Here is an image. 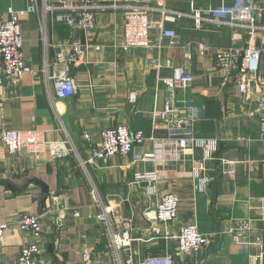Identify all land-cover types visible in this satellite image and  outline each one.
Returning a JSON list of instances; mask_svg holds the SVG:
<instances>
[{"label": "crops", "instance_id": "obj_1", "mask_svg": "<svg viewBox=\"0 0 264 264\" xmlns=\"http://www.w3.org/2000/svg\"><path fill=\"white\" fill-rule=\"evenodd\" d=\"M62 1L37 0V14L21 20L22 54L31 70L9 84L2 118L8 127L34 130L46 142L37 153L21 145L13 157L0 142V222H9L12 228L1 239L0 264H12L21 247L32 242L41 243L45 264H130L129 257L135 263L146 255L175 254L172 235L180 224L191 222L209 236V243L192 259L178 255L177 263L264 264V252L246 243L264 237V138L253 105L238 92L236 76H224L216 61V53L230 43V27L204 22L196 29L191 17L167 18L164 25L176 31L178 40L159 45L155 42L161 21L155 12L152 46L125 47L122 9L113 6L118 0H106L95 14L94 28L79 34L82 42L91 45L70 67L75 93L57 98L54 81L47 77L53 72L54 54L69 49L72 30L57 19L62 9L45 10L44 2L58 6ZM147 1L206 17L216 4L233 2ZM255 1L261 8L257 24L262 28L254 43L264 47V0ZM27 2L0 0V20L8 18V8L20 9ZM40 23L46 28V43L40 37ZM202 40L209 48L200 53L196 45ZM180 67L192 75L193 83L187 89H169L164 80ZM259 72L264 79V52ZM131 92L137 93L135 102L128 100ZM167 106L174 108L173 115L164 114ZM173 118L183 120L180 128ZM120 123L130 130L142 129L146 138L127 157L88 161L90 148L100 142V131ZM181 130L205 140L206 146H188L179 159L160 164L134 158L154 151L150 136L162 141L181 135ZM66 138L73 141L77 153L51 159L48 142ZM222 159L235 162L231 176L221 173ZM153 170L154 181L135 179V174ZM203 178L207 181L201 187ZM168 191L177 192L180 203L177 219L164 225L154 219L155 205ZM95 195L110 208L114 230L129 229L133 238L129 248L112 249L97 218L101 207ZM21 213L42 216L40 238L15 229ZM239 220L250 226L242 244L234 243L229 233ZM85 254H89L86 261Z\"/></svg>", "mask_w": 264, "mask_h": 264}, {"label": "built area", "instance_id": "obj_2", "mask_svg": "<svg viewBox=\"0 0 264 264\" xmlns=\"http://www.w3.org/2000/svg\"><path fill=\"white\" fill-rule=\"evenodd\" d=\"M106 0H64L58 6H51L44 2L45 10L62 9V14L57 19L65 21L72 30V41L67 51L59 49L53 57V72L47 78L54 81L56 97L64 98L75 93L76 86L69 75L70 67L77 64L83 56L85 50L91 45L80 40V32L94 28L95 14L101 11L106 5ZM117 5L122 9L123 24L122 38L123 46L147 47L153 44L150 38L152 28V13H159L161 25L159 27L156 44L166 41L169 45H174L178 40L175 30L166 27L164 22L167 18H179L181 16L191 17L196 29H201L204 22H211L230 27V43L220 48L216 53V61L220 71L224 76L235 75V84L239 94L246 102L253 105V110L258 116L259 135L264 138V79L259 72V63L264 47L256 45L254 38L259 26L258 18L261 15V8L255 0H233L231 4L219 3L208 9L210 17H206L198 11L192 13H182L166 8L163 4L151 5L147 0H118ZM37 0H28L25 7L20 9H7L8 18L0 20V142L7 150L9 156H15L19 147L24 145L31 152H40L45 140L39 138L34 130L19 132L7 126L2 118L3 105L9 98L8 88L12 81L20 79L24 74L30 72L29 63L22 54L21 20L28 14H37ZM40 37L44 43L47 40L44 23H40ZM247 37L245 40V36ZM246 42L243 45V42ZM158 45V46H159ZM95 49L99 45L93 46ZM196 48L203 53L209 47L205 41L197 43ZM45 66H48L46 62ZM46 69V68H45ZM169 89H187L193 83V77L185 72L181 67L175 70L172 78L164 80ZM137 93L131 92L128 95L129 102H135ZM174 108L166 107L164 114L173 115ZM164 116V115H163ZM175 125L180 128L182 119L173 118ZM182 134L175 138L158 140L153 136L154 151L143 154H136V160H153L155 164H160L169 159H179L182 150L188 146H206V141L199 139L191 132L181 130ZM88 138L87 135H85ZM145 135L142 129L130 130L129 127L120 123L113 127H107L100 131V142L96 147L90 148L88 161L103 159L108 156L118 155L127 157L135 144L144 141ZM49 156L51 159L61 160L70 154L77 153L73 141L70 138L62 140H52L48 142ZM264 161V160H263ZM84 165L85 161L80 159ZM221 173L231 176L235 171V162L221 160ZM199 168L201 164H199ZM154 181L157 178L155 170L149 172H139L135 174L136 180L141 179ZM207 178L202 179V185ZM95 201L101 207V212L97 215L108 232L109 241L113 250L127 249L133 241L129 229L115 231L113 223L109 219L110 208L104 206L98 196ZM180 198L177 192L168 191L163 193L155 205L154 219L161 224H170L178 217ZM77 215V213H74ZM41 215H29L21 213L15 220V229L29 231L35 237H41L44 225ZM9 222H0V242L7 229ZM250 226L245 220H239L229 229L230 238L234 243L242 244L243 237L249 231ZM176 241L175 254L146 255L133 263L129 257L130 264H181L176 262L178 255H183L185 259H192L199 254L209 243V236L199 231L196 223L180 224L178 231L172 235ZM259 247L264 252V237H256L252 242H246ZM89 254L83 255V260H87ZM12 264H45L42 259L40 242L28 243L21 247L16 259Z\"/></svg>", "mask_w": 264, "mask_h": 264}]
</instances>
